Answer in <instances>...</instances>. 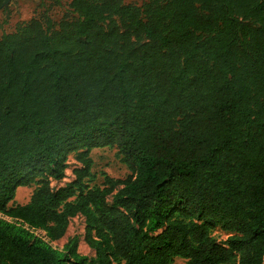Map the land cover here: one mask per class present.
<instances>
[{
	"label": "trees",
	"instance_id": "16d2710c",
	"mask_svg": "<svg viewBox=\"0 0 264 264\" xmlns=\"http://www.w3.org/2000/svg\"><path fill=\"white\" fill-rule=\"evenodd\" d=\"M69 7L0 36V264H264V0Z\"/></svg>",
	"mask_w": 264,
	"mask_h": 264
},
{
	"label": "rangeland",
	"instance_id": "374dc122",
	"mask_svg": "<svg viewBox=\"0 0 264 264\" xmlns=\"http://www.w3.org/2000/svg\"><path fill=\"white\" fill-rule=\"evenodd\" d=\"M71 0H5L3 7L0 9V36L3 33L12 32L17 24L27 21L32 17H50L56 24L63 19H69L75 16L69 7ZM126 3L141 4L143 0H125ZM91 157L94 161L92 171L96 177L90 181V185L103 183V172L114 178H125L130 171L127 166L120 160L118 147H101L94 148L91 151ZM69 167L66 170V177L61 181H52V186L58 187L71 181L74 178L73 169L80 164L74 159L73 154L68 157ZM33 186H21L17 189L16 196L12 201L13 204H25L31 195ZM0 217L6 218L0 214ZM85 218L81 214L71 218L67 232L61 239L52 242V244L62 249L67 239L73 235H79L80 253L94 256V251L87 245L84 240ZM213 236L218 241H225L229 235L228 231L217 225L212 230ZM183 258L177 257L173 264H184Z\"/></svg>",
	"mask_w": 264,
	"mask_h": 264
},
{
	"label": "crops",
	"instance_id": "0c3cea01",
	"mask_svg": "<svg viewBox=\"0 0 264 264\" xmlns=\"http://www.w3.org/2000/svg\"><path fill=\"white\" fill-rule=\"evenodd\" d=\"M65 184H66V183H64L63 185H65ZM60 186H62V185H60ZM33 189H34V188H33ZM32 192H33V190H32ZM31 194H32V193H31ZM30 196H31V195H30ZM30 196L28 197V201H29V199H30ZM28 201H27V202H28ZM27 202H26V203H27ZM9 205H12V201L9 203ZM92 250H93V249H92ZM93 251H94V250H93ZM94 255H95V251H94Z\"/></svg>",
	"mask_w": 264,
	"mask_h": 264
},
{
	"label": "water",
	"instance_id": "95a60500",
	"mask_svg": "<svg viewBox=\"0 0 264 264\" xmlns=\"http://www.w3.org/2000/svg\"><path fill=\"white\" fill-rule=\"evenodd\" d=\"M4 4V3H3Z\"/></svg>",
	"mask_w": 264,
	"mask_h": 264
}]
</instances>
